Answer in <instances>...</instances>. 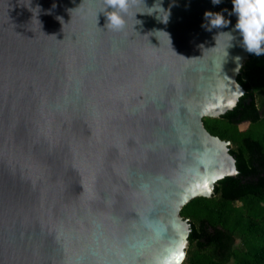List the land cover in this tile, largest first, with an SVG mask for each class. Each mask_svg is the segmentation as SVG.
I'll list each match as a JSON object with an SVG mask.
<instances>
[{
  "label": "water",
  "instance_id": "water-1",
  "mask_svg": "<svg viewBox=\"0 0 264 264\" xmlns=\"http://www.w3.org/2000/svg\"><path fill=\"white\" fill-rule=\"evenodd\" d=\"M144 3L116 31L103 0H0V264H151L210 240L180 216L192 199L264 195V155L248 171L203 125L264 116L232 0Z\"/></svg>",
  "mask_w": 264,
  "mask_h": 264
},
{
  "label": "trees",
  "instance_id": "trees-1",
  "mask_svg": "<svg viewBox=\"0 0 264 264\" xmlns=\"http://www.w3.org/2000/svg\"><path fill=\"white\" fill-rule=\"evenodd\" d=\"M253 95L255 110L264 101V55L245 60L240 72ZM208 133L230 144L240 153L251 171L252 158L264 155V116L231 124L229 119L203 118ZM245 126V128H242ZM209 198L197 197L180 211L182 219L205 233L210 240L188 239L185 264H264V195L247 193L241 197H223V186Z\"/></svg>",
  "mask_w": 264,
  "mask_h": 264
},
{
  "label": "clouds",
  "instance_id": "clouds-1",
  "mask_svg": "<svg viewBox=\"0 0 264 264\" xmlns=\"http://www.w3.org/2000/svg\"><path fill=\"white\" fill-rule=\"evenodd\" d=\"M103 2L106 6L103 12L108 21L106 27L119 31L125 27L126 14L137 3V0H103ZM142 2L144 7L148 8L144 0ZM212 3L218 5L221 0H212ZM232 3L233 9L230 15L235 14L238 18L233 31L238 32L242 37V46L251 54L264 55V0H232ZM109 8L112 10L108 11ZM148 9L150 11L146 12L147 14L165 12L160 2ZM166 13L168 19L170 11ZM204 16L207 22L205 26L209 31L212 28L227 27L231 24V21L226 19L221 12L207 11ZM167 19H163L164 22H167ZM138 23L141 22L138 21ZM228 34L232 40L235 39L232 33ZM186 259L187 240L174 239L156 252L151 264H185Z\"/></svg>",
  "mask_w": 264,
  "mask_h": 264
},
{
  "label": "snow or ice",
  "instance_id": "snow-or-ice-1",
  "mask_svg": "<svg viewBox=\"0 0 264 264\" xmlns=\"http://www.w3.org/2000/svg\"><path fill=\"white\" fill-rule=\"evenodd\" d=\"M203 188H204V189H207L208 191H211V189L209 188V185H208L207 182H205V183L203 184Z\"/></svg>",
  "mask_w": 264,
  "mask_h": 264
},
{
  "label": "rangeland",
  "instance_id": "rangeland-1",
  "mask_svg": "<svg viewBox=\"0 0 264 264\" xmlns=\"http://www.w3.org/2000/svg\"><path fill=\"white\" fill-rule=\"evenodd\" d=\"M242 128H245V126H242L241 129H242Z\"/></svg>",
  "mask_w": 264,
  "mask_h": 264
}]
</instances>
